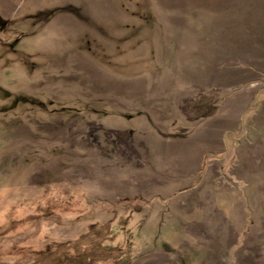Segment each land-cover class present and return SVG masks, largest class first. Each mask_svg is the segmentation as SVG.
Returning a JSON list of instances; mask_svg holds the SVG:
<instances>
[{
  "label": "rangeland",
  "instance_id": "1",
  "mask_svg": "<svg viewBox=\"0 0 264 264\" xmlns=\"http://www.w3.org/2000/svg\"><path fill=\"white\" fill-rule=\"evenodd\" d=\"M169 7L0 0V264H264V0Z\"/></svg>",
  "mask_w": 264,
  "mask_h": 264
},
{
  "label": "crops",
  "instance_id": "2",
  "mask_svg": "<svg viewBox=\"0 0 264 264\" xmlns=\"http://www.w3.org/2000/svg\"><path fill=\"white\" fill-rule=\"evenodd\" d=\"M168 1L171 4L170 10H174L176 16H189L194 14V10L199 8L211 9L217 7L223 0H159V3ZM218 3L216 4V2ZM187 19V18H186ZM185 21V20H184ZM202 25V24H201Z\"/></svg>",
  "mask_w": 264,
  "mask_h": 264
},
{
  "label": "flooded vegetation",
  "instance_id": "3",
  "mask_svg": "<svg viewBox=\"0 0 264 264\" xmlns=\"http://www.w3.org/2000/svg\"><path fill=\"white\" fill-rule=\"evenodd\" d=\"M113 250V248H111V249H107L106 251H112ZM115 258H119V255H116V256H114ZM104 261H107V260H104Z\"/></svg>",
  "mask_w": 264,
  "mask_h": 264
}]
</instances>
